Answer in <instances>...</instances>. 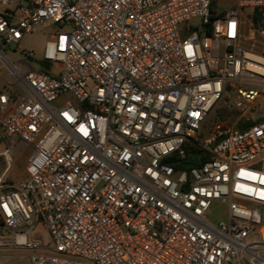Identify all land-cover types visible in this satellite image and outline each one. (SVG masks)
Here are the masks:
<instances>
[{
  "label": "built area",
  "instance_id": "1",
  "mask_svg": "<svg viewBox=\"0 0 264 264\" xmlns=\"http://www.w3.org/2000/svg\"><path fill=\"white\" fill-rule=\"evenodd\" d=\"M255 16L264 23V0L223 12L213 0H0L7 43L40 23L70 27L44 49L55 73L27 51L23 71L0 48L16 77L0 86L1 154L13 163L14 136L34 148L28 177L0 172V264H264ZM229 92L254 123L205 132ZM215 202L227 220L209 219Z\"/></svg>",
  "mask_w": 264,
  "mask_h": 264
},
{
  "label": "rangeland",
  "instance_id": "2",
  "mask_svg": "<svg viewBox=\"0 0 264 264\" xmlns=\"http://www.w3.org/2000/svg\"><path fill=\"white\" fill-rule=\"evenodd\" d=\"M232 8V6L221 3L220 1H218L216 4V10L219 12L230 11ZM69 29L70 27L68 26H66L65 28H61L59 24L53 22L40 23L39 25H37L36 29L33 32L26 33L18 43H7L2 38H0V48L11 60L15 62L16 65L20 66L23 71L28 69V65L25 64L27 62L25 51H27L33 58V61L28 62L29 66L32 69L44 68L46 70L49 69L52 73H55L58 71L59 67L57 63H42L44 49L52 34L58 33L62 30L67 31ZM255 36H257V34H255ZM253 50L257 53L263 52L262 47L258 45L254 47ZM47 65H49V68ZM0 68V84H2L4 79L6 80L7 77L12 83L16 81V77L10 73L9 67L4 64L1 58ZM17 88L22 94L26 93V90L21 84L18 83ZM236 99V94L233 92L225 94L223 99L219 102L217 107L209 116L204 127L205 132H208L211 129L213 123L219 119H226L233 126H236L240 121L243 120V118L240 117V109L236 105ZM63 101L64 99H61L60 103ZM251 111L252 112L249 114L260 115L262 113V108L257 106V109L252 108ZM12 141L15 143V149L12 151L13 163L11 165H8L6 157L1 154L8 146V140L5 139L0 132V172L6 170V181L10 183L28 177V158L34 151L33 147L24 149V144L17 136L12 137ZM208 217L213 222L227 220L228 206L224 203H213L210 207Z\"/></svg>",
  "mask_w": 264,
  "mask_h": 264
},
{
  "label": "trees",
  "instance_id": "3",
  "mask_svg": "<svg viewBox=\"0 0 264 264\" xmlns=\"http://www.w3.org/2000/svg\"><path fill=\"white\" fill-rule=\"evenodd\" d=\"M213 11H216V0H213ZM256 18H257V17L255 16L254 20H255ZM255 21H256V24H257L259 27H261V28L264 29V23L258 21L257 19H256ZM42 63L45 64L44 61H43ZM47 66H48V68H49V65H47ZM43 70H46V69L43 68ZM220 122H228V121H227L226 119H219V120L215 121L214 123H220ZM214 123H213V124H214ZM253 123H254V121H252V120H249V121L242 120V121H240V122L237 124V127H238L239 129H244L245 127H247V126H249V125H252ZM188 150H189V152H190V151L200 152L199 149H198V147H197L195 144H188ZM203 159H204L203 156H202V157H199V158H197L196 156H194V157H189L188 159H185V160L183 161V164H185V165H181V167L190 168V167H192L193 165L199 164L200 161L202 162Z\"/></svg>",
  "mask_w": 264,
  "mask_h": 264
},
{
  "label": "crops",
  "instance_id": "4",
  "mask_svg": "<svg viewBox=\"0 0 264 264\" xmlns=\"http://www.w3.org/2000/svg\"><path fill=\"white\" fill-rule=\"evenodd\" d=\"M218 1H220L221 3L227 4L229 6H232V7L237 3V0H216V4ZM257 36H259V38H262V36L259 33H257ZM0 72H1V68H0ZM4 83H5V79H4L3 83L0 84V86H3Z\"/></svg>",
  "mask_w": 264,
  "mask_h": 264
},
{
  "label": "water",
  "instance_id": "5",
  "mask_svg": "<svg viewBox=\"0 0 264 264\" xmlns=\"http://www.w3.org/2000/svg\"><path fill=\"white\" fill-rule=\"evenodd\" d=\"M30 60L33 61V58L31 57Z\"/></svg>",
  "mask_w": 264,
  "mask_h": 264
}]
</instances>
